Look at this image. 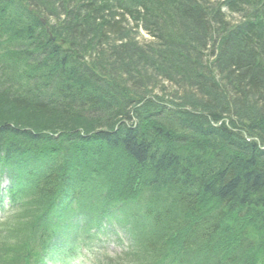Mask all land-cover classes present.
<instances>
[{
  "label": "trees",
  "instance_id": "16d2710c",
  "mask_svg": "<svg viewBox=\"0 0 264 264\" xmlns=\"http://www.w3.org/2000/svg\"><path fill=\"white\" fill-rule=\"evenodd\" d=\"M139 30L149 39L131 40ZM146 75L182 95L160 96L164 81L151 87ZM0 146L19 218L0 227L3 264H36L62 213L96 210L78 198L81 183L112 190L119 173L127 197L100 198L135 208L125 256L264 264V0H0ZM86 150L94 178L70 165ZM37 163L46 168L34 176ZM61 184L76 197L40 203ZM209 235L223 260L208 263Z\"/></svg>",
  "mask_w": 264,
  "mask_h": 264
},
{
  "label": "bare ground",
  "instance_id": "6f19581e",
  "mask_svg": "<svg viewBox=\"0 0 264 264\" xmlns=\"http://www.w3.org/2000/svg\"><path fill=\"white\" fill-rule=\"evenodd\" d=\"M43 24L46 25V29L48 32L51 31L50 27L47 26L46 24V21L43 19ZM38 59H41L42 58V54L37 56ZM126 87L130 86V84L127 82L126 84ZM130 88V87H128ZM15 145V144H14ZM2 146H0L1 148ZM20 146H17L16 149H14L17 154L22 157V154L20 153H24V150L23 149H19ZM64 146H62V149H60L61 151H64ZM90 151L89 150H86L83 152L82 155H77L75 156L74 159H72L73 162L70 163V165L72 164V168L73 166H77L78 167V175H85L86 178H93V175L95 173H98L99 171V168L97 166H92L93 164V153L92 155H86L87 153H89ZM16 154V155H17ZM44 154L47 155L48 157H51V158H56L59 154H61L57 149H53L52 151L48 150H44ZM17 155V156H18ZM7 157H5L4 155L1 154L0 156V159L4 160L6 159ZM86 158H88V162H87V165L85 163L86 161ZM68 160V159H71V155L70 154H65L64 157H63V160ZM22 160H24L25 162L22 163L21 161L19 162L20 165L21 164H24L26 166H30V163H33V160L30 159L29 157L27 158V156H23L22 157ZM28 160V161H27ZM115 160V159H114ZM120 166H123V169L125 168L124 165H125V162L123 160V163H119ZM46 167H43V164L40 165V163H37L35 165V172L34 173V176H38L39 174H41L44 170H45ZM130 169L133 171L134 167H130ZM70 184V183H69ZM81 185H83V189L82 188H78V189H82L81 192H80V195L78 196V198L83 199V204L86 205L87 207H90V208H93V209H96V210H101L102 212H107V211H104L101 207L102 205H107L110 209L114 210V207H112L111 205L107 204L104 200H102L100 197L102 198H106L108 200V196L110 198L111 194H112V190L109 189V190H100L98 188H90L89 186L85 185L84 183H81ZM58 190V191H57ZM117 190V189H116ZM55 192V195H54V198L52 197V193ZM118 194L121 193L120 190H117ZM94 194V195H97V197L95 198L94 195L89 197V196H85L87 194ZM71 196L73 197H76V193L74 191H72L69 186L67 185H64V184H61L58 188H56L55 190L49 192V193H45L43 195H40V203L41 204H44L45 206L46 205H50L52 202V207H55V206H60L61 204H63L64 201L62 200H65L66 198H70ZM116 198H121L119 196H113L112 199H116ZM56 201H61L60 203L56 202ZM168 201V199H167ZM129 202V200H128ZM73 203V202H72ZM76 204L77 206V200L74 201L73 205ZM48 205V207H49ZM127 205V204H125ZM212 205L211 202L209 201H206L205 202V210L208 209H212ZM75 206V205H74ZM83 209V208H80V210ZM176 232H172L171 234L169 235H166V237L168 238H174L176 236ZM224 239H226V236H224ZM207 249L208 250V247L210 244L212 246V250H214V252H210V254L213 256L210 258V262L208 263H213L215 262L214 260V256H216L217 258H219L220 260H223L225 258V254L220 250V248H216L217 247V244H214V242L216 241L215 238L213 239L212 236H208L207 237ZM231 240V238H227L225 240V242H229ZM236 242V243H235ZM240 242V240L236 239V241H231L230 244H233V245H238V243ZM215 248V249H214ZM161 251H158L157 254H160ZM202 258V254L200 256ZM167 259V258H166ZM206 260H209V254H206ZM197 261H201L202 264H207L206 262H204L202 259H197L195 261H193L194 264H197Z\"/></svg>",
  "mask_w": 264,
  "mask_h": 264
},
{
  "label": "rangeland",
  "instance_id": "374dc122",
  "mask_svg": "<svg viewBox=\"0 0 264 264\" xmlns=\"http://www.w3.org/2000/svg\"><path fill=\"white\" fill-rule=\"evenodd\" d=\"M237 17L239 19L240 15L234 16L232 19H237ZM133 34L134 35L132 36V38L130 36V39L133 40V41L137 40L139 42V41H141L143 39H149L146 36L147 34H146V32L144 30H139V33L133 32ZM86 42H88V40H84L82 38L77 43L78 48H82ZM152 72L153 71H148V74L152 73ZM146 76L149 79L151 87L153 85H156V88H157V83L160 80L164 81L163 83H161V87L159 89V90L162 91L160 96L169 98V95H170V97H173V96L175 97V95H177V93H178V96H176V98H179L182 95V92L180 91V89L178 87L174 86V85H173V87H171L170 84H169V81H167V78L164 79V76H160L158 79H157L156 75H155L156 77H152L153 79L150 77V75H146ZM173 76H175V75H173ZM166 77H169V75L166 76ZM180 87H182V86H180ZM194 98L197 101L203 100L204 104H206V103L207 104L210 103V105L216 104V103L212 102V100L207 99V98L201 99L199 96H196ZM190 99H193V98H190ZM196 100H193V101H196ZM97 152H99V151H97ZM86 155H92V150L89 153H87ZM93 155H95V154H93ZM111 161H112V163L114 165H115V163H118V164L121 163V162L123 163V160H117V159L114 160V159H112ZM87 162H88V158H86V161H85L86 165H87ZM107 162H109V161H107ZM124 162H125V160H124ZM129 165H133V163L130 162ZM94 177L95 176L93 175V178ZM101 178H103L104 180H107L109 182V179H108L107 176L102 175ZM121 179H122V174L119 173L116 178L112 179V181L109 183V185H113L114 186L113 188L111 187L113 196H116L118 194L117 190H120L122 192V194L127 197L126 187L123 184H120V182H119ZM129 196L130 195L128 194V197ZM94 197L96 198L97 195H94ZM122 202H124V201H122ZM122 202L120 204L112 206V207H114V210L110 209L109 207H107V210L109 212V215H112L115 219H119L120 221H124L127 225L130 226L131 219H130L129 214L135 212V208L130 206V205H125L126 203H122ZM93 218H95L96 222H98V221L102 220L103 217L99 216V215H93ZM69 221L70 220H68V222ZM102 223L103 224L101 225L100 228L102 229V231H104L105 228H103V226H105L109 222L103 220ZM114 226H115V228H113L112 231L109 230V231L105 232V234L100 235V239H101V242L104 245H106L105 248L107 247V249L109 251H111V252H119L120 250H122V249H124L126 247V243L127 242H126V239H125L126 238L125 234H123V231H122L120 225L118 223H115ZM106 230H107V227H106ZM0 247H2V246H0ZM119 262H120V264H144V261L142 259V252L137 250V249H135L132 254L124 257L122 259V262H121V260H119ZM49 264H91V263H90L89 259L86 256L83 255V253H80V255L75 260H70V261L68 260L67 262H63V261H60V260H55V261L51 260ZM113 264H117V263H113Z\"/></svg>",
  "mask_w": 264,
  "mask_h": 264
}]
</instances>
